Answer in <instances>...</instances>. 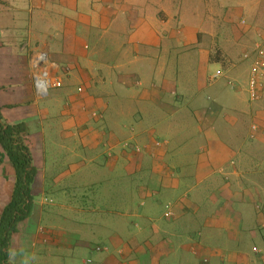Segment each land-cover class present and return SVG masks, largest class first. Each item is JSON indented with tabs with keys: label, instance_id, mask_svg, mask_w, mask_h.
I'll list each match as a JSON object with an SVG mask.
<instances>
[{
	"label": "crops",
	"instance_id": "crops-1",
	"mask_svg": "<svg viewBox=\"0 0 264 264\" xmlns=\"http://www.w3.org/2000/svg\"><path fill=\"white\" fill-rule=\"evenodd\" d=\"M263 22L264 0H0V111L37 169L12 264H245L243 239L263 237L264 93L217 80ZM36 53L64 82L47 97ZM15 181L0 146V217Z\"/></svg>",
	"mask_w": 264,
	"mask_h": 264
},
{
	"label": "trees",
	"instance_id": "trees-1",
	"mask_svg": "<svg viewBox=\"0 0 264 264\" xmlns=\"http://www.w3.org/2000/svg\"><path fill=\"white\" fill-rule=\"evenodd\" d=\"M253 47L254 44L248 49ZM263 93L262 90V95ZM26 132L27 128L22 123L6 124L0 111V146L4 157L9 159L16 174L11 201L0 217V264H12V237L18 232L19 224L31 216L34 206L32 186L37 176V169L34 166L30 147L25 140ZM258 255L260 259H264L261 254Z\"/></svg>",
	"mask_w": 264,
	"mask_h": 264
},
{
	"label": "built area",
	"instance_id": "built-area-1",
	"mask_svg": "<svg viewBox=\"0 0 264 264\" xmlns=\"http://www.w3.org/2000/svg\"><path fill=\"white\" fill-rule=\"evenodd\" d=\"M242 25L247 26L246 21L241 22ZM254 47L245 51L244 58L252 61L249 97L250 102H261L263 99L262 90L264 91V37L261 34H257V38L254 41ZM56 67L49 61L48 55L44 53H36L31 58V77L34 83L36 92L40 97H47L53 90L61 89L64 87L63 79L57 75H54ZM219 75L218 77H220ZM218 77H215L218 78ZM79 93L83 92V89L78 90ZM93 116L100 117V115L93 113ZM259 127L255 124L251 129V138L255 139ZM158 147L167 145L166 141L157 142ZM130 143L125 142L122 144L123 149L130 148ZM136 152H139V147H136ZM167 216H172V212L169 210ZM264 228V224L262 226ZM97 252L103 251L101 247L96 249ZM256 252V248L254 249ZM91 264V261H89Z\"/></svg>",
	"mask_w": 264,
	"mask_h": 264
},
{
	"label": "rangeland",
	"instance_id": "rangeland-1",
	"mask_svg": "<svg viewBox=\"0 0 264 264\" xmlns=\"http://www.w3.org/2000/svg\"><path fill=\"white\" fill-rule=\"evenodd\" d=\"M252 19H253V17H250V16L246 15V24H247V26L246 27H244V26L241 27L239 25V23H236L235 24V28H237L239 30L248 29V27H249L248 25L250 24V20H252ZM261 26L264 27V22L261 23ZM254 40H255V38H254ZM228 53L230 55H232V54L234 55L235 48L230 49V51H228ZM218 55H219L218 52H215V57H217ZM190 59H192V58H190ZM179 61H178L177 67H179ZM182 61L186 62L184 60H182ZM182 61H180V63H182ZM191 61H193V60H191ZM231 61H234V59L232 58ZM187 62H189V61H187ZM214 65H216L217 67H222V65L219 64V63H214ZM232 67H235V69H234L233 73L229 75L230 79L225 80L221 76L219 79L216 78V79H218L217 82L218 83H220V82L227 83L228 84L227 87H229L230 90H232V88L233 89L234 88H241V90L243 92L248 94L249 88H250V84L249 83H250V79H251L252 61L246 60L244 58L243 53H242V57L238 61H235L234 64H232L230 62V68H232ZM222 70H223V68L221 70H216V71H214L212 73V75H214L213 80H216L215 77H218L220 74L223 73ZM249 99H250V97H249V94H248V100ZM251 103L252 104H258L259 102L255 103V102L251 101ZM255 124L257 126H259V124L256 122V120H252V122L250 124V130L252 129V127ZM142 172H144V171H142ZM142 172H139V174H142ZM138 176H141V175H138ZM259 203L261 204V202H259ZM260 228L263 231V237L261 235L258 236V237L256 236L257 238L255 236H254V238H251L250 236H248V237L244 238L243 241H242L241 247L244 248L243 251L246 253L244 257L247 260L245 264H264V259L262 260V259H260V257H258V256H260L258 254H261L263 256V258H264V228L263 227H260ZM102 231H103V229L101 228V230H100V232L98 234L101 235ZM106 233H109V231H106ZM230 243H232L233 245L236 244L235 242H230ZM255 248H256V252L254 251ZM239 263H240V261H234V260H231V259L227 260V264H239Z\"/></svg>",
	"mask_w": 264,
	"mask_h": 264
}]
</instances>
